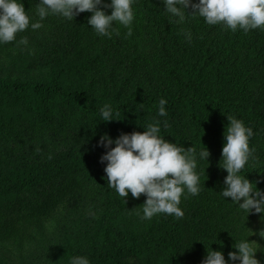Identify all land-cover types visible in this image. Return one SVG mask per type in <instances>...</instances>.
I'll use <instances>...</instances> for the list:
<instances>
[{"label":"rangeland","instance_id":"1","mask_svg":"<svg viewBox=\"0 0 264 264\" xmlns=\"http://www.w3.org/2000/svg\"><path fill=\"white\" fill-rule=\"evenodd\" d=\"M22 2L29 15L38 19L35 14L39 0ZM143 6L165 12L161 0H136L133 10ZM163 15L169 17L166 12ZM199 19L203 18L186 14L178 25L188 26ZM42 23L41 29L32 31L29 27L18 34L17 39L28 38L26 47L15 42L0 45V80L53 81L65 89L86 90L93 99L103 102L136 90L158 94V88L148 81L154 78L159 65L148 27L143 30L142 24L133 22L132 35L128 36L127 28L114 24L111 36L101 37L80 16L68 21L49 15ZM217 26L224 33L233 32ZM239 31L241 41L253 36L264 45V30ZM261 64L251 88L253 97L264 101ZM0 98V124L11 121L5 130L0 128V154L11 151L15 157L48 162L52 155L68 152L73 163L35 189H4L0 177V264H69L73 256L90 258L96 254L94 251L124 244L128 236L143 233L150 226L154 217L140 218L146 200L143 194L135 199L129 193L124 203V198L107 186L106 165L99 162L105 150L97 146L99 138L75 130V108L63 110L55 100L44 101L50 112L36 119L33 111L24 110L22 101L4 94ZM254 154L255 165L264 163V135L258 139ZM91 157L99 159L89 167ZM253 215L247 237L262 262L264 219L260 214ZM108 261L162 264L152 243L138 245L123 257L116 255Z\"/></svg>","mask_w":264,"mask_h":264},{"label":"trees","instance_id":"2","mask_svg":"<svg viewBox=\"0 0 264 264\" xmlns=\"http://www.w3.org/2000/svg\"><path fill=\"white\" fill-rule=\"evenodd\" d=\"M105 11L111 13L110 9ZM162 13L165 14L161 9L144 6L134 11V22L142 24L143 30L148 27L152 31L153 53L159 65L154 78L148 81L158 88V94L136 90L125 93L122 98L103 102L93 99L86 90L65 89L53 81L0 80V94L22 101L24 110L33 111L36 119L50 112L49 106L42 104L44 101L55 100L63 110L64 107L75 108L78 115L75 130L79 129L90 138H99L105 132L113 139L122 132L142 133L143 126L159 119L168 122L167 128L161 126L160 133L167 141L185 149L193 147L197 154L206 147L210 153L208 161L198 160L199 195L189 194L181 199L183 217L163 213L154 216L143 233L128 236L124 244L94 251L96 254L88 258L90 264H115L108 260L116 255L123 257L136 246L149 243L155 246L162 264H202L207 249L211 248L222 251L227 259L229 252L237 251L235 245L247 238V228L255 214L247 216L231 198L224 199L220 195L227 175L220 166L223 164L224 132L229 124L227 117L241 119L253 129L250 147L255 148L264 135V101L254 98L251 88L261 62L264 65V45L253 36L241 41L239 30L227 34L204 19L179 27L175 18ZM90 15L85 12L78 16L88 21ZM188 32L192 34L191 41L186 38ZM54 60L56 63V57ZM160 99L167 101L166 117L157 116ZM104 104L113 106L117 112L115 118L119 120L100 121L99 110ZM1 119L3 121V117ZM10 124V120L2 122L1 131ZM67 153L52 155L48 162L15 157L11 151L1 153L3 188L39 187L41 182L64 173L73 164ZM97 160L91 157L87 165L90 167ZM241 174L250 182L260 180L256 187L264 191V163L255 165L250 160Z\"/></svg>","mask_w":264,"mask_h":264},{"label":"clouds","instance_id":"3","mask_svg":"<svg viewBox=\"0 0 264 264\" xmlns=\"http://www.w3.org/2000/svg\"><path fill=\"white\" fill-rule=\"evenodd\" d=\"M165 12L177 22L185 15L202 17L209 25H222L233 32L242 30H264V0H161ZM136 0H39L34 19L25 10L22 0H0V45L15 42L17 46H27L28 38L17 39L19 33L31 28L36 31L43 27L49 15L68 21L74 20L81 13H90L87 23L101 37H110L116 25L127 28V35H132L135 19L133 5ZM106 9L111 13L107 14ZM191 9V13L188 12ZM115 24V26H114ZM191 32L186 38L191 41ZM167 101L160 99L158 117H166ZM116 110L111 104H104L99 110L100 121L110 122L116 119ZM229 124L224 132L222 147L223 164L227 172L224 189L220 195L231 198V202L247 213L260 214L264 219V191L256 187L260 180L250 182L242 170L254 159L255 148L250 147L254 135L251 127L235 117H227ZM163 122L154 119L143 126L144 131L121 133L113 139L107 132L99 137L97 146L105 151L99 162L105 164L107 186L124 198L131 193L139 199L143 194L142 220H150L158 214L184 216L180 207L182 197L199 195L201 191L200 175L196 169L198 160L208 161L210 153L206 147L198 154L193 147L185 149L171 143L161 133ZM114 145V147H113ZM140 215V213H137ZM264 233V232H261ZM237 251L228 253L227 259L222 251L207 249L202 264H261L256 258L252 242L248 237L234 247ZM69 264H90L87 256H73Z\"/></svg>","mask_w":264,"mask_h":264}]
</instances>
